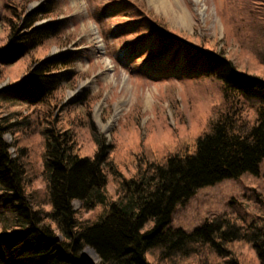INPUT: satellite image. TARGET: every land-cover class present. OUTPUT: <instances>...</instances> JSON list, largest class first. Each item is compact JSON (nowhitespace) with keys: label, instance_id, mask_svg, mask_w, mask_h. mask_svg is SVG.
Returning a JSON list of instances; mask_svg holds the SVG:
<instances>
[{"label":"trees","instance_id":"16d2710c","mask_svg":"<svg viewBox=\"0 0 264 264\" xmlns=\"http://www.w3.org/2000/svg\"><path fill=\"white\" fill-rule=\"evenodd\" d=\"M119 3L118 8L134 13L131 43L146 63L164 66L167 73L181 65L192 79L201 73L219 82L223 102L214 105L207 119L200 118L207 123L194 139L175 134L159 144L141 138L117 143L94 132L93 152L78 146L71 129L47 123L59 108L65 84L75 82L74 56L61 52L34 62L0 88V101L32 108L28 114L15 113L16 122L11 114H0V211L10 212L0 217V264H180L192 255L195 264H242L240 243L251 245L264 264L263 216L244 221L224 213L207 218L192 232L171 225L176 206L201 187L259 171L264 159V78L240 70L224 51L178 34L144 3ZM11 7L14 20L0 41L1 71L66 31L67 19L37 24L56 15L50 2L33 11ZM86 97L84 92L81 100ZM245 103L251 104L246 112ZM40 124L46 127L41 140L32 130ZM27 129L33 142L24 136ZM9 131L17 133L14 143L6 139ZM38 142L43 148L40 172L33 150ZM34 175L46 180V195L30 190ZM76 200L84 211L101 210L81 218ZM87 247L98 260L85 253Z\"/></svg>","mask_w":264,"mask_h":264},{"label":"rangeland","instance_id":"374dc122","mask_svg":"<svg viewBox=\"0 0 264 264\" xmlns=\"http://www.w3.org/2000/svg\"><path fill=\"white\" fill-rule=\"evenodd\" d=\"M120 1L0 0L1 43L5 40L1 37L8 33L14 20L11 6L33 11L50 2L56 7V15L43 18L37 24L67 19L62 37L48 40L28 57L3 71L0 69V88L24 74L37 60L71 52L75 58L72 68L78 74L75 82L63 87L59 108L47 123H55L57 129H71L78 146L93 151L95 133L106 137L108 142L117 143H136L141 138V142L159 144L175 134L194 139L202 124L207 123L202 121L205 117L207 119L214 105L223 102L220 83L201 73L192 79L181 65L167 73L164 66L146 63L140 49L136 50L131 43L135 38L132 36L134 13L122 5L123 9L118 8ZM136 1L165 18L170 27L191 42L216 47L219 52L224 51L240 70L264 78V0H178L180 9L188 15V23L179 21L160 3ZM178 1L171 0L174 5ZM118 9L121 11L117 12ZM84 92L87 97L82 101ZM243 105L245 112L251 106L249 103ZM31 109L22 103L0 101V114H11V122L18 120L15 113L28 114ZM249 112L252 114L253 110ZM40 128L32 130L34 136L37 133L36 139L41 140L42 129L46 127L40 124ZM24 136L33 142L30 129ZM16 137L14 131L6 134L9 143H14ZM35 147L38 158L34 163L40 172L43 169L40 158L43 148L39 142L34 144L33 150ZM11 150L15 153L14 147ZM125 172L129 174L130 170L125 169ZM108 185L112 197L116 198L115 184L111 181ZM30 188L41 196L46 195L47 182L42 176L34 175ZM73 205L81 218L101 210L84 211L79 200ZM45 207L50 208L48 204ZM224 213H231L244 221L264 217V159L257 173L248 172L201 187L188 201L176 206L171 225L192 232L207 218ZM0 214L5 217L10 212L7 215L0 211ZM2 229L0 224V231ZM242 244L238 243L237 247L242 264H261L251 245ZM85 253L99 259L91 247H87ZM192 258L180 264H195L196 255ZM203 258L210 261L205 255ZM149 259L153 261L156 257L149 255Z\"/></svg>","mask_w":264,"mask_h":264},{"label":"bare ground","instance_id":"6f19581e","mask_svg":"<svg viewBox=\"0 0 264 264\" xmlns=\"http://www.w3.org/2000/svg\"><path fill=\"white\" fill-rule=\"evenodd\" d=\"M153 1V2H157V3H160L162 4L163 6L166 7V9H169L171 12L174 13L175 17L183 22V23H188V15L187 13L184 11V9H180L181 8V5L179 3L178 0H175V1H178V3L176 2L177 5H174L171 0H150V2ZM178 6H179V9H178Z\"/></svg>","mask_w":264,"mask_h":264}]
</instances>
